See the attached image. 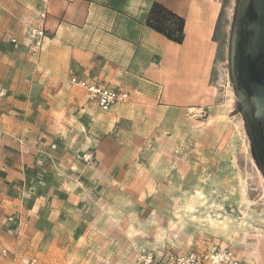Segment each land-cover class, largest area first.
Listing matches in <instances>:
<instances>
[{"label":"crops","instance_id":"obj_1","mask_svg":"<svg viewBox=\"0 0 264 264\" xmlns=\"http://www.w3.org/2000/svg\"><path fill=\"white\" fill-rule=\"evenodd\" d=\"M153 2L184 19L182 43L146 25ZM3 8L0 213L19 212L18 243L37 223L34 237L43 245L46 231L40 229L45 227L58 230L57 236L78 235L82 207H94V196L97 206L119 199L126 165L115 143L107 147L112 143L93 136L77 142L75 130L65 137L53 117L57 112L36 102L56 94L46 85L68 84L76 76L125 91L130 108L144 111L160 104L196 110L209 92L214 35L224 6L222 0H4ZM34 9L47 11L48 30L36 55L28 49L21 22ZM12 37L17 46L10 43ZM128 112L122 110L118 118ZM84 151L90 159L81 156Z\"/></svg>","mask_w":264,"mask_h":264},{"label":"rangeland","instance_id":"obj_2","mask_svg":"<svg viewBox=\"0 0 264 264\" xmlns=\"http://www.w3.org/2000/svg\"><path fill=\"white\" fill-rule=\"evenodd\" d=\"M234 3L222 0L209 92L196 110L149 104L143 111L128 107L127 98L102 111L75 85H46L56 94L36 102L57 112L53 117L65 137L75 130L77 142L93 136L112 143L107 147L119 146L126 163L124 194L108 197L101 206L94 196V207H82L78 235L58 237V230L40 229L46 231L43 245L34 237L37 223L18 243L19 212L0 213L19 216L12 234L0 229V244L9 251L0 264H29L31 259L37 264H131L140 248L159 257L213 247L232 250L238 264H260L251 252L255 237H264V191L236 98L228 104L233 92L227 58ZM3 4L0 0L2 11ZM124 109L129 114L118 118ZM85 153L81 156L90 159Z\"/></svg>","mask_w":264,"mask_h":264},{"label":"water","instance_id":"obj_3","mask_svg":"<svg viewBox=\"0 0 264 264\" xmlns=\"http://www.w3.org/2000/svg\"><path fill=\"white\" fill-rule=\"evenodd\" d=\"M227 61L236 110L264 179V0H235Z\"/></svg>","mask_w":264,"mask_h":264},{"label":"built area","instance_id":"obj_4","mask_svg":"<svg viewBox=\"0 0 264 264\" xmlns=\"http://www.w3.org/2000/svg\"><path fill=\"white\" fill-rule=\"evenodd\" d=\"M46 16V10L34 9L21 19L23 36L27 40L28 49L32 55L40 51L44 39L48 36V30L44 25ZM10 43L17 46V38H10ZM69 83L81 88L86 99L96 104L102 111H108L116 103L128 98L125 91H118L103 84L86 82L76 76H71ZM18 220L19 216L14 213L0 215V227L12 234L13 227L19 222ZM8 252V249L0 244V258L6 257ZM28 263L37 264L35 259H31ZM131 264H238V260L233 251L227 248L213 247L204 250H189L184 253L166 252L159 257L151 250L140 248Z\"/></svg>","mask_w":264,"mask_h":264},{"label":"trees","instance_id":"obj_5","mask_svg":"<svg viewBox=\"0 0 264 264\" xmlns=\"http://www.w3.org/2000/svg\"><path fill=\"white\" fill-rule=\"evenodd\" d=\"M145 23L172 42L182 43L184 39V19L160 3H152Z\"/></svg>","mask_w":264,"mask_h":264},{"label":"bare ground","instance_id":"obj_6","mask_svg":"<svg viewBox=\"0 0 264 264\" xmlns=\"http://www.w3.org/2000/svg\"><path fill=\"white\" fill-rule=\"evenodd\" d=\"M229 106L232 105V102L234 101V94L233 92H229ZM257 177H258V183L260 182L261 183V186L259 184V186L261 188H263L262 190L264 191V180H263V177L261 176V174L258 172L257 173ZM255 243L253 245V248H252V252H251V257L254 261L256 262H259L260 264L263 263V260H264V237L263 236H257L255 237Z\"/></svg>","mask_w":264,"mask_h":264}]
</instances>
